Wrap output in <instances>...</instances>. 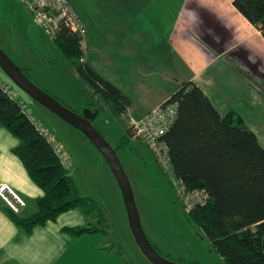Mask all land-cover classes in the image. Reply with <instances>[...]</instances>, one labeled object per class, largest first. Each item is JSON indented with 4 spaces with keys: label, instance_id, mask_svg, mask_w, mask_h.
I'll list each match as a JSON object with an SVG mask.
<instances>
[{
    "label": "crops",
    "instance_id": "obj_1",
    "mask_svg": "<svg viewBox=\"0 0 264 264\" xmlns=\"http://www.w3.org/2000/svg\"><path fill=\"white\" fill-rule=\"evenodd\" d=\"M234 1L110 0L84 12L71 4L85 25L81 62L131 100L123 115L129 123L162 105L184 83L193 82L223 117L232 111L241 116L264 148V36ZM102 9L109 17L105 25L97 15ZM108 41L110 45L105 44ZM107 66L108 72L99 71ZM165 84L174 86L169 90ZM90 102H85L87 108ZM18 145L0 127V186H10L26 203L15 214L0 197V264H95L97 259L99 264H111L110 250L101 251L111 248L101 240L105 233L75 237L63 231L98 223L81 210L64 213L30 235L17 226L12 215L32 217L44 195L13 153Z\"/></svg>",
    "mask_w": 264,
    "mask_h": 264
},
{
    "label": "trees",
    "instance_id": "obj_2",
    "mask_svg": "<svg viewBox=\"0 0 264 264\" xmlns=\"http://www.w3.org/2000/svg\"><path fill=\"white\" fill-rule=\"evenodd\" d=\"M234 5L264 36V0H235ZM51 38L93 89L97 100L88 109L100 114L108 107L125 115L131 100L81 62L84 40L80 34L62 26ZM10 91L0 80V127L19 141L13 153L44 193L36 202L35 215L27 219L12 215L14 222L30 235L35 228L56 222L64 213L81 210L95 216L103 226L105 220L97 201L80 195L70 169L63 166L22 103L10 97ZM165 102L178 106L177 119L165 138L171 175L180 183L184 197L203 190L210 200L191 209L192 220L227 264H264V148L257 135L236 112L223 117L193 82L184 83ZM132 137H126L120 146H127ZM115 151L118 153L117 148ZM63 231L75 237L103 233L97 224Z\"/></svg>",
    "mask_w": 264,
    "mask_h": 264
},
{
    "label": "rangeland",
    "instance_id": "obj_3",
    "mask_svg": "<svg viewBox=\"0 0 264 264\" xmlns=\"http://www.w3.org/2000/svg\"><path fill=\"white\" fill-rule=\"evenodd\" d=\"M109 1L73 0L72 4L84 12L92 4H107ZM97 15L101 19L100 25L107 24L105 22L109 17L104 9L97 11ZM105 44L110 45V42ZM0 48L20 68L26 70L35 84L74 112L83 115L88 109L85 106L88 100H91L90 107L96 104L91 86L79 75L74 63L63 55L23 0H0ZM100 68H104L105 72L109 70L108 66L99 67L101 73L103 71ZM106 78H110V75ZM0 80L16 90L18 101L31 119L39 123L55 139L56 144L64 146L71 162L69 171L80 195L93 197L99 204L105 220L103 226L97 223L105 233L101 240L111 246L106 249L101 244L99 249L103 247L101 251L105 252L110 250L114 257L111 264H152L138 248L120 187L108 163L93 143L17 87L1 67ZM165 86L169 89L174 85ZM129 122L128 117L106 107L93 123L108 143L117 148L150 242L162 255L178 263L227 264L192 220L191 209L182 194L180 183L171 175L170 169L161 164L149 144L144 139L132 137L127 146H120L122 140L132 135V121ZM100 261L97 259L95 264Z\"/></svg>",
    "mask_w": 264,
    "mask_h": 264
},
{
    "label": "built area",
    "instance_id": "obj_4",
    "mask_svg": "<svg viewBox=\"0 0 264 264\" xmlns=\"http://www.w3.org/2000/svg\"><path fill=\"white\" fill-rule=\"evenodd\" d=\"M23 1L29 5L36 16L38 23L51 37H53L62 26H64L71 32L80 34L84 40V24L72 9L69 0ZM3 85L6 89L10 88L6 84ZM10 90V97L18 100L17 94L14 93L12 88H10ZM177 113L178 106L176 104L165 102L141 120L132 121L130 129L134 138L144 139L149 144L150 148L156 152L161 164L169 169V152L165 138L177 119ZM36 129L41 135H44L47 142L51 144L55 155L62 161L63 166L70 169L71 162L64 146L60 143L56 144L54 142L55 139L44 131L39 123H36ZM0 197L15 214H19L26 206L25 201L8 185L0 186ZM185 198L187 199L188 207L192 209L197 205H204L208 200V195L205 191L199 190L186 194Z\"/></svg>",
    "mask_w": 264,
    "mask_h": 264
},
{
    "label": "water",
    "instance_id": "obj_5",
    "mask_svg": "<svg viewBox=\"0 0 264 264\" xmlns=\"http://www.w3.org/2000/svg\"><path fill=\"white\" fill-rule=\"evenodd\" d=\"M0 67L13 83L27 93L33 100L49 109L63 121L84 134L104 157L122 192L130 228L141 253L152 264H183L173 262L163 257L148 239L142 226L134 192L124 166L115 149L94 126L93 122L98 118L99 111L86 109L84 114L80 115L63 105L61 101L33 83V81L25 75L23 70L1 48Z\"/></svg>",
    "mask_w": 264,
    "mask_h": 264
},
{
    "label": "bare ground",
    "instance_id": "obj_6",
    "mask_svg": "<svg viewBox=\"0 0 264 264\" xmlns=\"http://www.w3.org/2000/svg\"><path fill=\"white\" fill-rule=\"evenodd\" d=\"M87 50V49H86ZM239 113V112H238ZM210 194V193H209ZM210 196V195H209ZM210 198H212V197H210ZM208 201H210V200H208Z\"/></svg>",
    "mask_w": 264,
    "mask_h": 264
}]
</instances>
